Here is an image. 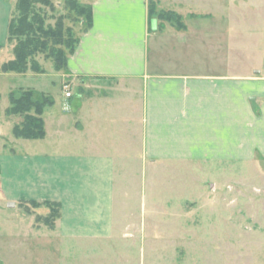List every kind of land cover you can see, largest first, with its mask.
I'll return each instance as SVG.
<instances>
[{
	"label": "rangeland",
	"instance_id": "374dc122",
	"mask_svg": "<svg viewBox=\"0 0 264 264\" xmlns=\"http://www.w3.org/2000/svg\"><path fill=\"white\" fill-rule=\"evenodd\" d=\"M162 3L159 44L166 72L247 83L244 110L235 118L240 126L232 124L237 152L124 160L119 178L127 199L112 238L65 239L43 223L48 207L30 205L31 221L27 207L9 208L0 195V264H264V148L253 145L255 115L264 103V91L254 85L264 80V0ZM34 11L45 27L62 19L75 36L81 27L83 16L67 0L38 2ZM56 47L69 55L63 45ZM47 56L39 52L33 58L47 73L39 81L0 74V161L20 148L12 132L16 118L7 116L10 91L33 86L56 95L62 89ZM52 80L57 85H49Z\"/></svg>",
	"mask_w": 264,
	"mask_h": 264
},
{
	"label": "crops",
	"instance_id": "0c3cea01",
	"mask_svg": "<svg viewBox=\"0 0 264 264\" xmlns=\"http://www.w3.org/2000/svg\"><path fill=\"white\" fill-rule=\"evenodd\" d=\"M78 1L92 7V25L80 22L75 52L68 55L66 68L55 69L62 87L56 95L33 86L21 89H33L40 94L37 99L46 95L53 103L42 115L45 136L16 137L20 148L0 161V195L27 207L31 221L33 202L58 203L60 217L51 229L65 239L112 238L127 199L119 178L123 161L237 152L240 144H231L237 133L232 124L240 126L235 118L240 119L244 110L240 105L247 83L232 86L227 77L216 82L166 72L159 18L154 17L158 19L154 31L150 13L151 5L156 12L166 10L164 0ZM16 3L0 0V74L39 81L45 71L1 68L15 57L8 38ZM49 85L57 84L52 80ZM254 85L257 92L264 91L262 78ZM66 86L71 97L66 96ZM259 108L253 145L262 150L264 103ZM7 116L16 118L14 126L23 121L22 115Z\"/></svg>",
	"mask_w": 264,
	"mask_h": 264
},
{
	"label": "trees",
	"instance_id": "16d2710c",
	"mask_svg": "<svg viewBox=\"0 0 264 264\" xmlns=\"http://www.w3.org/2000/svg\"><path fill=\"white\" fill-rule=\"evenodd\" d=\"M49 3L50 0H17L15 12L9 23V42L15 41L14 59L2 65L3 71L25 73L31 65L36 72H43V68L33 59L39 52L48 53V58L53 59L56 70H62L68 65V54L63 48L69 50V54L75 52L78 38L72 27H65L62 19L54 27H45L43 19L37 17L34 11L36 3ZM72 10H75L88 27L92 25L93 12L90 5H83L78 0H67ZM151 17L160 18V13L151 5ZM52 44H51V43ZM10 106L8 115H22L23 121L16 124L13 133L17 138L40 139L46 134L45 122L42 117L45 108L53 103L46 95L42 99L35 97L33 89H24L19 93L10 94ZM34 111V114L32 113ZM34 207L45 205L50 209L49 215L42 218L43 223L53 228L55 221L60 217V205L58 203H32Z\"/></svg>",
	"mask_w": 264,
	"mask_h": 264
},
{
	"label": "water",
	"instance_id": "95a60500",
	"mask_svg": "<svg viewBox=\"0 0 264 264\" xmlns=\"http://www.w3.org/2000/svg\"><path fill=\"white\" fill-rule=\"evenodd\" d=\"M151 28L154 31H156L158 29V19L157 18H153L151 20ZM257 71H259V70H257ZM14 206H15V202L8 203V207H14Z\"/></svg>",
	"mask_w": 264,
	"mask_h": 264
},
{
	"label": "built area",
	"instance_id": "2783aa9c",
	"mask_svg": "<svg viewBox=\"0 0 264 264\" xmlns=\"http://www.w3.org/2000/svg\"><path fill=\"white\" fill-rule=\"evenodd\" d=\"M66 96L67 97H71L72 96V94H71V92L69 90L66 91Z\"/></svg>",
	"mask_w": 264,
	"mask_h": 264
}]
</instances>
